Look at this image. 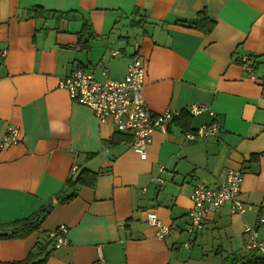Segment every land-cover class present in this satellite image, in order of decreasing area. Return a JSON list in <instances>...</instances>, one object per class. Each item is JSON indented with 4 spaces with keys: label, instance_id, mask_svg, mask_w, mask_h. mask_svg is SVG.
I'll return each instance as SVG.
<instances>
[{
    "label": "crops",
    "instance_id": "0c3cea01",
    "mask_svg": "<svg viewBox=\"0 0 264 264\" xmlns=\"http://www.w3.org/2000/svg\"><path fill=\"white\" fill-rule=\"evenodd\" d=\"M201 11L215 22L210 33L192 25ZM0 48V144L10 124L22 131L0 150V221L10 231L52 204L39 230L0 237V261L25 259L60 224L69 242L44 264H94L99 255L109 264H242L262 254L246 249L244 226L264 242V0H0ZM134 56L146 66L150 111L182 110L153 132L146 158L130 134L60 86L77 68L121 80ZM191 104L215 112L216 133L185 137L212 121L191 116ZM229 169L243 171L247 210L232 213L227 202L189 231L194 186L215 187ZM149 212L173 222L172 232L158 238Z\"/></svg>",
    "mask_w": 264,
    "mask_h": 264
},
{
    "label": "built area",
    "instance_id": "2783aa9c",
    "mask_svg": "<svg viewBox=\"0 0 264 264\" xmlns=\"http://www.w3.org/2000/svg\"><path fill=\"white\" fill-rule=\"evenodd\" d=\"M0 54L5 55L6 50L0 49ZM244 68L251 70L247 57H242ZM144 66L138 59L133 60L128 67V74L123 80L99 81L87 69L77 68L65 76L60 86L66 89L72 98L89 106L101 122L111 119L115 127L123 132H129L133 136V146L140 151L141 156H146L147 144L155 129L166 130L168 123L176 115L177 110L166 109L164 114H152L145 106L143 95ZM206 107L192 105L191 112L199 114ZM180 111L178 112V114ZM212 114H214L211 111ZM218 130V124L213 122L210 126H204L197 131L200 136L210 135ZM20 128L10 125L7 128L1 148H5L19 141ZM190 139H194V133H188ZM243 177L239 171H229L227 177L219 182L216 188H210L203 183L197 184L192 194V206L188 213L192 221V229H201L204 217L207 213L218 210L224 203L230 202L232 212H244L245 205L238 199ZM146 220L151 226L158 228L157 235L163 237L169 232V227L162 225L155 213H149ZM264 221V217H261ZM190 229V231H193ZM246 231L250 233L247 250L264 253V243L257 240V232L249 225ZM68 227L60 225L51 232L55 237L56 247L67 243ZM188 246V244H185ZM94 264H108L99 255Z\"/></svg>",
    "mask_w": 264,
    "mask_h": 264
},
{
    "label": "trees",
    "instance_id": "16d2710c",
    "mask_svg": "<svg viewBox=\"0 0 264 264\" xmlns=\"http://www.w3.org/2000/svg\"><path fill=\"white\" fill-rule=\"evenodd\" d=\"M192 25L200 30H202L205 33H210L212 29L214 28L215 22L210 19L208 14L205 11H201L200 15L194 20ZM79 179V178H78ZM78 179H76L78 181ZM74 182L69 179L66 183V186L72 187ZM74 197L73 194L65 196L63 201H69ZM52 204H47L44 206L40 211L26 217L23 219H20L17 223L14 229H11L10 231H5L6 228L10 226H6L8 224L2 223L0 221V237H13V236H21L26 237L28 236L32 231L39 230L40 224L42 223L43 219L46 217L48 212L51 210ZM14 224V225H15ZM35 250L29 251L27 257L20 261H14V262H2L0 261V264H44L47 261V258L51 254V251L54 249L52 244V239H48V241L42 242L38 241V243L35 246ZM258 252V251H255ZM255 263H264V253L258 254L253 253V258L243 262L242 264H255Z\"/></svg>",
    "mask_w": 264,
    "mask_h": 264
},
{
    "label": "bare ground",
    "instance_id": "6f19581e",
    "mask_svg": "<svg viewBox=\"0 0 264 264\" xmlns=\"http://www.w3.org/2000/svg\"><path fill=\"white\" fill-rule=\"evenodd\" d=\"M1 49V48H0ZM6 50V49H5ZM242 57H247V59H248V62L250 63V65H251V70H248V69H246V68H244L243 67V65H242V62H241V60H240V62H241V65H242V67L247 71V73H248V76L250 77V78H255L256 76H255V69H254V67H255V64H254V62H252L250 59H249V57L248 56H242ZM135 59H138L139 61H141V63L143 64V66H144V69H145V72H146V66H145V63L138 57V56H134L133 58H132V60L129 62V64L133 61V60H135ZM129 64H128V67H129ZM128 67H127V73H126V75H125V77L127 76V74H128ZM88 70V69H87ZM89 71V70H88ZM91 72V71H90ZM145 72H144V74H145ZM92 73V72H91ZM93 74V73H92ZM94 76V75H93ZM95 77V76H94ZM124 77V78H125ZM123 78V79H124ZM123 79H121V80H123ZM98 80V79H97ZM108 80H112V79H108ZM100 81V80H99ZM105 81H107V80H105ZM113 81H119V80H113ZM69 93V92H68ZM70 94V93H69ZM143 95H144V82H143ZM71 96V95H70ZM144 101H145V106L147 107V109L150 111V109H149V107L147 106V104H146V100H145V96H144ZM78 102V101H77ZM80 103V102H79ZM82 104V103H81ZM85 105V104H84ZM192 105H198V106H204V107H206V109L204 110V111H202L201 113H199V114H193L190 110H191V106ZM87 106V105H86ZM89 107V106H88ZM90 108V107H89ZM167 109H172V110H177V112L176 113H174V114H176L174 117H173V119L168 123V125H167V128H166V130H162V129H155V130H161V131H163V132H165V131H167L168 130V127H169V124L175 119V118H177L178 116H180L181 114H182V110H180V109H174V108H167ZM166 110V109H165ZM165 110H163L162 112H159V113H152L151 111V113L152 114H160V115H162V114H164L165 112ZM180 111V113L178 114V112ZM211 111L214 113V114H212L211 113ZM94 112V111H93ZM205 112H208L211 116H212V121L210 122V123H208V124H203V125H201V126H199V127H197L195 130H186V132H184V134H185V137L188 139V140H191V141H196V140H198V139H200V138H205V137H208V136H210V135H212V134H210V135H204V136H200V135H198L197 134V131L200 129V128H202V127H204V126H210L213 122H216L217 124H218V130H219V123L215 120V118H216V115H215V112L211 109V108H209L208 106H205V105H199V104H191L190 105V107H189V109H188V113L191 115V116H198V115H200V114H202V113H205ZM94 114H95V112H94ZM96 115V114H95ZM97 117V116H96ZM98 118V117H97ZM99 119V118H98ZM109 120H111V119H108L107 121H109ZM100 121V120H99ZM106 121V122H107ZM112 121V120H111ZM101 122V121H100ZM102 123H105V122H102ZM112 123H113V121H112ZM114 124V123H113ZM11 125V124H10ZM9 125V126H10ZM8 126V127H9ZM15 126H17V125H15ZM7 127V128H8ZM19 127V126H18ZM114 127H115V124H114ZM20 128V127H19ZM115 129H117L116 127H115ZM118 130V129H117ZM154 130V131H155ZM217 130V131H218ZM119 132H123V131H120V130H118ZM153 131V132H154ZM216 131V132H217ZM6 132H7V130H6ZM153 132H152V134H153ZM215 132V133H216ZM123 133H127V134H130V136H131V138H132V140H131V143H132V146H133V136H132V134L131 133H129V132H123ZM188 133H194L195 135H196V137L194 138V139H190L188 136H187V134ZM152 134H151V138H150V141H149V143L151 142V139H152ZM214 134V133H213ZM5 135H6V133H5ZM4 135V136H5ZM21 135H22V131H21V128H20V136H19V138L21 139ZM4 138V137H3ZM20 139H19V141H20ZM3 140V139H2ZM18 141V142H19ZM18 142H16V143H18ZM1 143H2V141H1ZM149 143L147 144V148H148V145H149ZM13 144H15V143H13ZM12 145V144H11ZM10 146V145H9ZM9 146H7V147H9ZM7 147H5V148H7ZM133 148H135L134 146H133ZM147 148H146V156H147ZM3 148H1V144H0V150H2ZM137 151H138V149L137 148H135ZM139 152V154H140V157L141 158H143L142 156H141V153H140V151H138ZM146 156L144 157V158H146ZM75 169V168H74ZM231 170H233V171H239L241 174H242V177H243V171L242 170H240V169H229L228 171H227V173H226V175H225V177H223V178H220V181L221 180H224L226 177H227V175H228V173H229V171H231ZM157 180L158 181H160V182H163V179L162 178H160V177H158L157 178ZM219 181V182H220ZM242 182H243V180H242ZM199 183H203V182H197L196 183V185L194 186V189H195V187L197 186V184H199ZM203 184H205V183H203ZM206 186H208L207 184H205ZM218 185H219V183H218ZM217 185V186H218ZM217 186H215V187H210V186H208V187H210V188H216ZM241 188H242V183H241ZM194 189H193V191H194ZM193 191H192V193H191V196H190V199H191V205H190V207L192 206V194H193ZM240 193H241V190H240V192H239V194H238V199L245 205V211L247 210V208H248V205L245 203V202H243L240 198H239V195H240ZM227 203V202H226ZM226 203H224L222 206H224ZM230 203V202H229ZM231 204V203H230ZM221 206V207H222ZM189 207V208H190ZM220 207V208H221ZM189 208L187 209V215H188V217L190 218V216H189V213H188V210H189ZM220 208L218 209V210H220ZM218 210H215V211H212V212H216V211H218ZM244 211V212H245ZM231 212H232V207H231ZM244 212H232V213H240V214H242V213H244ZM149 213H155L156 214V216L158 217V215H157V213L156 212H149ZM148 213V214H149ZM209 213H211V212H209ZM209 213H207V215L209 214ZM148 214H147V216H148ZM206 215V216H207ZM205 216V217H206ZM263 216V215H262ZM262 216H260V222H263V221H261V217ZM205 217H204V219H205ZM264 217V216H263ZM158 219H159V221L161 222V224L162 225H165V226H168L169 227V232L167 233V234H165L163 237H159L158 235H157V231H158V228L157 227H155L156 228V236L158 237V238H160V239H162V238H164L165 236H167V235H169L171 232H172V230L174 229V223L172 222V223H169V224H167V223H164L159 217H158ZM60 225H63V224H60ZM59 225V226H60ZM64 225H66V224H64ZM247 225H249V226H251L256 232H257V228L255 227V226H252V225H250V224H248V223H246L245 224V226H244V232L245 233H247V240H248V242H247V244L249 243V240H250V233L249 232H247L246 231V226ZM58 226V227H59ZM67 226V225H66ZM57 227V228H58ZM68 227V226H67ZM56 228V229H57ZM193 228V225H192V221H191V218H190V225H189V231H190V229H192ZM56 229H54V230H56ZM54 230H51V231H49L47 234H46V237H47V239H52V244H53V247L54 248H59V247H56L54 244H56L55 242V237H52V236H50V234H51V232H53ZM68 230H69V228H68ZM194 232L196 231V230H200V229H192ZM193 231H191V232H193ZM257 240H258V233H257ZM259 242H262V243H264L263 241H260V240H258ZM68 242H69V238H68V233H67V243H65V245L66 244H68ZM185 244H187V243H185ZM63 246V245H62ZM61 247V246H60Z\"/></svg>",
    "mask_w": 264,
    "mask_h": 264
},
{
    "label": "rangeland",
    "instance_id": "374dc122",
    "mask_svg": "<svg viewBox=\"0 0 264 264\" xmlns=\"http://www.w3.org/2000/svg\"><path fill=\"white\" fill-rule=\"evenodd\" d=\"M222 252V251H221ZM207 253H209V252H207ZM106 261V260H105ZM247 260H244V262H246ZM107 262V261H106ZM208 262H211V260H209V259H206L205 260V264H209ZM108 263V262H107ZM212 263V262H211ZM230 263H232L231 261H229L228 260V263L227 264H230ZM109 264V263H108Z\"/></svg>",
    "mask_w": 264,
    "mask_h": 264
}]
</instances>
